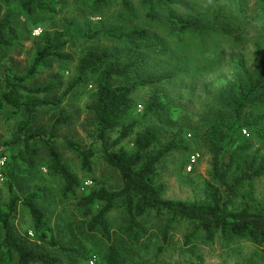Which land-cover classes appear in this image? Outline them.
<instances>
[{
  "label": "rangeland",
  "instance_id": "obj_1",
  "mask_svg": "<svg viewBox=\"0 0 264 264\" xmlns=\"http://www.w3.org/2000/svg\"><path fill=\"white\" fill-rule=\"evenodd\" d=\"M20 1L0 0V21L10 13L19 37L14 46L0 47V101L6 91L4 74L10 71L25 75L37 48L43 44L44 35L64 28L66 22L74 20L76 29L89 33L99 28H115L118 34L137 27L146 28L155 41H163L164 53L153 55L149 49H139L145 60V74L163 81L133 92L128 121L138 120L136 131L158 122L156 117L148 119L143 116L146 100L157 89L169 103L173 117L167 121L171 128L166 133L167 138L170 140L179 130L176 134L179 147L167 153L157 164L153 180L156 185L163 184L166 199L205 201L208 183H214L225 193L226 187L221 186L213 175L212 154L203 117L220 99L222 92L241 78L239 62L250 71L255 70L258 63L255 45L264 44V0H174L172 4L127 0L132 16L126 12L124 0H111L99 13L90 12L86 0H45L50 9L35 10L31 16L21 11ZM171 16L197 17L215 29L195 32L182 26L174 28L170 25ZM222 26L228 27L233 34H224L220 30ZM126 42L103 36L72 40L61 49L67 59L49 58L37 74L25 82L27 86L54 82L56 88L31 95L21 89L20 98L58 101L78 78L77 63L84 49L107 47L127 52L129 46ZM96 98V75L89 72L60 105L42 104L35 109L24 132L28 138L37 130L43 131L41 136L29 141L35 150L30 156L32 165L21 158L29 157L25 144L16 141L20 123L27 117L24 112L13 114L11 106L0 102V153L4 156L0 157L3 160L0 161V205L8 202L11 190L21 198L35 192L38 195L36 203L45 212L59 243L88 251L86 260L61 255V264H106L104 257L109 244L99 230L89 231L90 216L84 215L78 206L79 197L86 191L102 187L114 190L122 185L118 171L106 161L103 142L98 138L94 113ZM61 109L69 120L58 127L52 140L62 164L80 180L75 194L65 193L64 178L51 169L46 145L50 126ZM229 133L232 142L221 156V166L230 181L244 158L255 152L264 155V138L241 126L232 127ZM118 134L119 130L110 132L106 144L113 150L125 148L132 151L134 133L119 144L115 143ZM71 142L83 150L92 151L90 168L83 167L82 156L70 145ZM248 144H251L250 148ZM237 146L248 147L237 153ZM249 183L243 188H253L256 199L264 208V175ZM240 200L239 197L232 207L238 206ZM165 226H168L166 240L162 235ZM13 227L19 238L33 239L32 218L22 203L18 204ZM141 227V234L134 240L127 230L126 212L120 202L107 216L111 241L119 248L126 264H264V251L248 239L226 238L218 232L213 240H207L203 233L195 231L194 223L173 218L167 213H149L141 221ZM3 237L4 230L0 225V244Z\"/></svg>",
  "mask_w": 264,
  "mask_h": 264
},
{
  "label": "trees",
  "instance_id": "obj_2",
  "mask_svg": "<svg viewBox=\"0 0 264 264\" xmlns=\"http://www.w3.org/2000/svg\"><path fill=\"white\" fill-rule=\"evenodd\" d=\"M153 1L143 0V3ZM156 1L158 4L174 2V0ZM110 2L111 0H86L85 3L90 12L99 13ZM19 6L28 16H31L35 10L50 9L45 0H21ZM124 7L128 15L132 16L127 0H124ZM151 14L153 15L152 12ZM169 21L174 28L182 26L195 32L215 29L197 17L171 16ZM220 30L227 35L233 34L232 30L226 26H222ZM97 36L128 41L126 46H129V50L125 52L120 48L88 47L82 51L78 59V78L64 92L62 98L56 102L38 98L29 100L20 98L19 90L21 89L29 95L53 91L56 88L54 82L37 86H27L25 82L37 74L49 58L67 59L68 56L62 54L61 49L72 40L79 37L93 39ZM18 39L17 29L11 14L8 13L0 21V47H12ZM42 41L43 44L37 48L33 62L25 75L10 71L4 74L6 91L1 101L14 109L13 114L24 112L27 117L20 123L16 141L25 144L29 157L21 156V158L32 165L30 156L35 153V150L31 148L29 141L33 137L41 136L43 131L37 130L29 136L30 138H26L24 132L31 123L35 109L42 104L60 105L63 98L87 73L92 72L96 75L97 98L94 113L98 138L103 142L106 161L118 171L122 185L114 190L102 187L86 191L79 197L78 206L84 215L90 216L87 223L89 231L99 230L109 244L104 257L106 264H126L119 248L112 243L107 228V216L119 202L124 206L127 230L132 233L134 240H137L141 234V221L155 211L158 215L167 213L173 218L194 223L195 231L203 233L207 240H213L219 232L226 238H246L264 251V208L256 199L253 188H243L246 183L264 175V155L255 152L251 157L244 158L238 164L237 171L230 181L221 166V156L232 142V136L229 133L232 127L241 126L264 138V44L255 45L258 57L255 70L250 71L239 62L237 65L241 78L222 92L220 99L203 117L212 154L213 175L221 186L226 187L225 193L214 183H208L205 201L187 202L166 199L163 184L156 185L153 180L157 164L167 153L179 147L176 138L179 130L170 140L166 135L171 129L167 121H171L173 117L170 105L165 101L163 94L157 89L154 90L144 105L143 116L148 119L156 117L158 122H152L140 131H136L138 120L128 121L132 110L133 92L139 88L154 86L162 80L150 78L145 74V60L140 56L139 49H149L151 54L160 55L164 53L163 41H155L151 32L142 27L120 34L115 28H99L93 33L83 32L75 28L74 20L66 22L64 28L52 34L46 33ZM60 111V115L50 126V138L46 145L51 169L64 178L65 193L75 194L80 186V180L62 164L60 154L52 140L58 127L69 120V116L64 115L62 109ZM115 130H119L115 139V143L118 144L134 133L132 151L125 148L113 150L106 144V137ZM70 145L82 156L83 167L90 168L92 151L81 149L75 142H71ZM248 145L250 148L251 144ZM245 147L248 146H237L235 152L246 150ZM230 163H233V160ZM239 197L241 198L239 205L232 207ZM37 198L38 195L35 192L21 198L11 190L8 202L0 205V225L4 230V237L0 244V264H61L60 256L64 254L77 259H88V251L85 248L64 246L59 243L45 218V212L36 203ZM19 203H22L31 215L32 240L19 238L14 230L13 223ZM167 229L168 226H165L162 231L164 240L167 239Z\"/></svg>",
  "mask_w": 264,
  "mask_h": 264
},
{
  "label": "built area",
  "instance_id": "obj_3",
  "mask_svg": "<svg viewBox=\"0 0 264 264\" xmlns=\"http://www.w3.org/2000/svg\"><path fill=\"white\" fill-rule=\"evenodd\" d=\"M0 157H4V156H0ZM0 161H3L2 159H0Z\"/></svg>",
  "mask_w": 264,
  "mask_h": 264
}]
</instances>
